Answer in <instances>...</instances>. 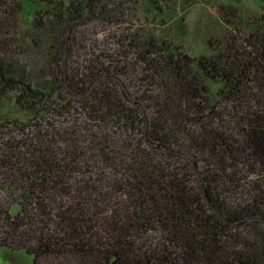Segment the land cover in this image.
<instances>
[{"label": "trees", "instance_id": "obj_1", "mask_svg": "<svg viewBox=\"0 0 264 264\" xmlns=\"http://www.w3.org/2000/svg\"><path fill=\"white\" fill-rule=\"evenodd\" d=\"M133 11L0 0V96L30 114L0 123V247L32 264H264V14L193 57Z\"/></svg>", "mask_w": 264, "mask_h": 264}, {"label": "rangeland", "instance_id": "obj_2", "mask_svg": "<svg viewBox=\"0 0 264 264\" xmlns=\"http://www.w3.org/2000/svg\"><path fill=\"white\" fill-rule=\"evenodd\" d=\"M126 3L136 8L131 13L135 25L143 24L156 35L172 39L193 57L209 53L211 46L219 48L229 33L236 34L234 22L243 26L264 14V0H126ZM32 15L28 14L30 18ZM22 19L23 24H27L24 14ZM95 24L97 21L86 26L92 28ZM97 25L96 28H102ZM14 96V91L0 96V123L24 122L30 118L28 112L18 108ZM18 209V205H14L12 212ZM0 261L2 264H32L33 256L22 249L1 246Z\"/></svg>", "mask_w": 264, "mask_h": 264}]
</instances>
